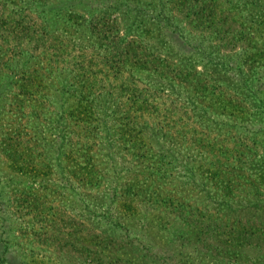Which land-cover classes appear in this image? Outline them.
I'll return each mask as SVG.
<instances>
[{
  "label": "rangeland",
  "instance_id": "1",
  "mask_svg": "<svg viewBox=\"0 0 264 264\" xmlns=\"http://www.w3.org/2000/svg\"><path fill=\"white\" fill-rule=\"evenodd\" d=\"M0 264H264V0H0Z\"/></svg>",
  "mask_w": 264,
  "mask_h": 264
},
{
  "label": "trees",
  "instance_id": "2",
  "mask_svg": "<svg viewBox=\"0 0 264 264\" xmlns=\"http://www.w3.org/2000/svg\"><path fill=\"white\" fill-rule=\"evenodd\" d=\"M95 19L99 21V18H98V19L95 18ZM95 19H94V20H95ZM36 21H37V20H36ZM89 22H90L89 24L91 25V22H93V17H92V20H90ZM100 22H101V21H99V23L97 24V21H96V25H98V29H99V30H101V26H103V27H104L105 29H107V30L109 29L110 26L108 27V25H107L106 23H105V24H101ZM100 25H101V26H100ZM105 36H106V34H103V37H105ZM38 37L41 38V36H38ZM106 37H107V36H106Z\"/></svg>",
  "mask_w": 264,
  "mask_h": 264
}]
</instances>
